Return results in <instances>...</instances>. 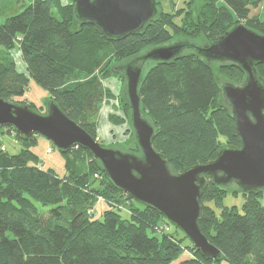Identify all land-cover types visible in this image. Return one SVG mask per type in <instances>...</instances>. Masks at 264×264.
I'll use <instances>...</instances> for the list:
<instances>
[{
	"label": "trees",
	"instance_id": "trees-1",
	"mask_svg": "<svg viewBox=\"0 0 264 264\" xmlns=\"http://www.w3.org/2000/svg\"><path fill=\"white\" fill-rule=\"evenodd\" d=\"M156 1L158 12L142 30L116 38L78 19L73 0H17L22 9L0 22V98L16 102L33 79L97 139L101 108L115 96L105 81L117 74L124 80L122 64L176 35L198 43L202 35L207 43L239 22L264 34V20L252 14L262 0H184L181 8L174 0ZM3 3L0 12L13 6ZM15 48L26 71L17 69ZM147 66L139 88L142 112L155 127L154 147L174 172L213 160L223 146H241L222 91L225 81L244 82L241 67L187 49ZM257 70L264 78V64ZM119 106L122 114L109 115L110 121H130L126 89ZM3 133H14L23 143L17 153L4 146ZM39 136L24 138L12 126L0 127V264H264V189H231L234 184L218 185L206 175L198 224L222 256L204 257L179 228L166 230L164 223L170 222L156 209L117 188L88 149L60 151L64 175L41 167L34 150ZM127 143V150L140 152L134 131ZM229 192L244 195L243 211L224 206L218 215L208 203L222 205ZM99 197L108 207L96 217L92 210ZM36 202L49 210L40 212ZM121 204H127L128 217ZM185 252L190 257L175 263Z\"/></svg>",
	"mask_w": 264,
	"mask_h": 264
},
{
	"label": "water",
	"instance_id": "water-1",
	"mask_svg": "<svg viewBox=\"0 0 264 264\" xmlns=\"http://www.w3.org/2000/svg\"><path fill=\"white\" fill-rule=\"evenodd\" d=\"M2 0H0L1 3ZM76 17L93 24L103 34L120 38L144 28L157 14L156 0H73ZM185 49L209 61L233 62L246 77L242 84L222 83L241 139L240 147L223 146L217 156L174 172L153 145L155 127L143 115L140 84L149 61H169ZM264 34L239 22L219 39L200 44L179 39L149 48L120 66L126 79L130 123L140 152L106 146L71 119L54 99L41 113L27 104L0 98V127L12 126L24 138L38 134L60 151L82 146L98 159L105 174L133 200L156 209L178 227L204 257L219 258L198 224L200 197L206 175L218 185L236 184L243 191L264 189Z\"/></svg>",
	"mask_w": 264,
	"mask_h": 264
},
{
	"label": "rangeland",
	"instance_id": "rangeland-1",
	"mask_svg": "<svg viewBox=\"0 0 264 264\" xmlns=\"http://www.w3.org/2000/svg\"><path fill=\"white\" fill-rule=\"evenodd\" d=\"M4 1L3 5L11 4L13 5L10 9L0 12V22L4 21V19L12 15L19 10L22 9V6L16 5L15 2L17 0H2ZM23 4H28L32 0H21ZM175 5L177 8H181L184 5V0H174ZM220 3H223V0H219ZM16 5V6H15ZM164 7L165 9L170 10V3L167 1H164ZM259 14L260 17L264 20V0L261 1L258 8H252V14ZM185 38V36H174L172 38V42H177L179 39ZM197 40H199L200 44H206V39L204 36H200ZM169 44V43H167ZM3 47L0 46V49ZM187 50H193V49H187ZM195 51V50H194ZM13 56L14 60L16 62L17 69L20 71H26L25 63L22 60L21 53L18 48H15L13 50ZM148 67V66H147ZM220 80H224L223 77L219 76ZM118 81L119 85H116L113 83V81ZM106 85L112 90L113 94L115 95L114 98H111L109 101L107 100L100 111L99 117H98V125H99V131H98V137L99 139H96L97 141L101 142L103 145L106 146H116L120 147L123 150H127V147H129L130 143H127V141L130 138L131 135V123L130 121H124L121 124H115L110 121L109 115L111 114H117L121 115V109L119 108V99L125 95V89H126V80L122 77L117 75H113L110 78L106 79L105 81ZM119 87V89L117 88ZM16 102H24V103H34L35 108L34 110L45 113L46 112V105L47 102L50 100V93L45 88H43L41 85H39L35 80L31 79L29 81V85L27 87V91L25 94L21 97H16ZM20 103V102H19ZM113 125V128L115 130H118V133H116L114 130L110 132L113 135V140L111 142H107L106 138L102 139L101 131L105 127L106 131L110 130L111 126ZM131 130V131H130ZM221 140H225L223 136L220 137ZM1 139L3 141L4 146L8 149L10 153H17L23 146V143L18 139V137L14 133H3L1 135ZM48 148H52V150L49 152ZM36 153L40 157L39 165L45 169L47 168H53L55 169L60 175H64L66 171L65 166V157L62 155L59 149H57L49 140L46 138L39 136L38 137V145L34 148ZM234 184V183H233ZM235 185V186H234ZM231 185L229 188H235L236 184ZM245 197L242 193L233 194L229 192L223 199L222 205H216L214 202H209L208 204L213 206L216 210L217 214L220 215V212L224 206L232 207L237 206L240 211L242 210V206L244 204ZM264 202V198H263ZM36 205L40 212L44 213L47 212L50 208V206H43L40 203L36 202ZM108 207L107 202L102 198L99 197L94 208L93 212L95 213L96 217H100L102 212ZM121 213L124 217H128L130 214V210L127 206V204H121L120 206ZM168 227V229L175 230V225H173L170 222L169 224L164 223ZM172 225V226H171ZM178 228V227H177ZM158 232H161L160 230ZM190 257V254L188 252H185L181 259L176 261L175 263L180 262L183 259H186ZM222 264H229L226 261H223Z\"/></svg>",
	"mask_w": 264,
	"mask_h": 264
},
{
	"label": "crops",
	"instance_id": "crops-1",
	"mask_svg": "<svg viewBox=\"0 0 264 264\" xmlns=\"http://www.w3.org/2000/svg\"><path fill=\"white\" fill-rule=\"evenodd\" d=\"M113 83L114 84H116V85H119V82L118 81H113ZM118 89H119V87H117ZM112 125V124H111ZM106 128L107 127H105L104 129H103V131H101L100 133H101V137H102V139L103 138H106L107 139V142H111L112 140H113V135L110 133V132H112V130H114L116 133H118V130H115V128H113V125L111 126V128H110V130H108V131H106ZM100 130V129H99ZM104 140V139H103Z\"/></svg>",
	"mask_w": 264,
	"mask_h": 264
},
{
	"label": "built area",
	"instance_id": "built-area-1",
	"mask_svg": "<svg viewBox=\"0 0 264 264\" xmlns=\"http://www.w3.org/2000/svg\"><path fill=\"white\" fill-rule=\"evenodd\" d=\"M97 139H99V138H97ZM52 150V148H48V151L50 152ZM166 230H168V227L166 228Z\"/></svg>",
	"mask_w": 264,
	"mask_h": 264
}]
</instances>
